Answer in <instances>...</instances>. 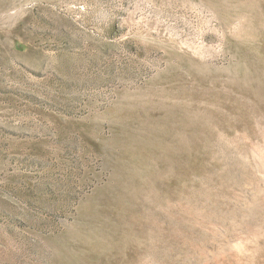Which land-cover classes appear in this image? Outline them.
<instances>
[{"label": "rangeland", "instance_id": "374dc122", "mask_svg": "<svg viewBox=\"0 0 264 264\" xmlns=\"http://www.w3.org/2000/svg\"><path fill=\"white\" fill-rule=\"evenodd\" d=\"M207 263L264 264V0H0V264Z\"/></svg>", "mask_w": 264, "mask_h": 264}, {"label": "bare ground", "instance_id": "6f19581e", "mask_svg": "<svg viewBox=\"0 0 264 264\" xmlns=\"http://www.w3.org/2000/svg\"><path fill=\"white\" fill-rule=\"evenodd\" d=\"M230 251L239 252V253L243 252V255H248V254H252L253 253V251L251 252V249L250 248H246V247H235V248H231ZM228 263H230V261Z\"/></svg>", "mask_w": 264, "mask_h": 264}]
</instances>
